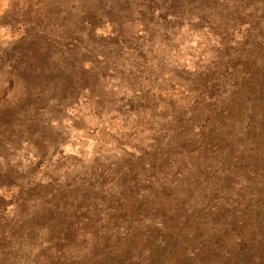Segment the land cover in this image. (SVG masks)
<instances>
[{
    "label": "rangeland",
    "instance_id": "rangeland-1",
    "mask_svg": "<svg viewBox=\"0 0 264 264\" xmlns=\"http://www.w3.org/2000/svg\"><path fill=\"white\" fill-rule=\"evenodd\" d=\"M260 134L264 0H0V264L250 236Z\"/></svg>",
    "mask_w": 264,
    "mask_h": 264
},
{
    "label": "trees",
    "instance_id": "trees-1",
    "mask_svg": "<svg viewBox=\"0 0 264 264\" xmlns=\"http://www.w3.org/2000/svg\"><path fill=\"white\" fill-rule=\"evenodd\" d=\"M261 135L254 143L253 157L259 162L256 170L262 185L259 189L256 186L255 199L246 203L245 214L241 215L242 227L243 220H246L245 227H248V222L252 224L250 236L220 237L217 235V237L203 239L201 237H164L158 242L154 240V245L149 248L148 264H172L174 252L182 246H179V243L188 246L187 264H264V167L262 165L264 164V145L262 141H259ZM225 220L229 225V217ZM226 224H222L221 228L227 230ZM199 240L200 242L197 243ZM114 245L113 250L107 253H104L102 247H95L92 264H134L132 259H129L130 253L134 250L131 243L126 244L124 248L117 247L118 243Z\"/></svg>",
    "mask_w": 264,
    "mask_h": 264
}]
</instances>
